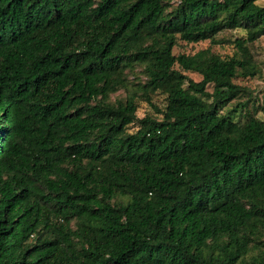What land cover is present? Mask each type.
I'll use <instances>...</instances> for the list:
<instances>
[{
	"label": "trees",
	"instance_id": "16d2710c",
	"mask_svg": "<svg viewBox=\"0 0 264 264\" xmlns=\"http://www.w3.org/2000/svg\"><path fill=\"white\" fill-rule=\"evenodd\" d=\"M262 38L259 0H0V264H264Z\"/></svg>",
	"mask_w": 264,
	"mask_h": 264
},
{
	"label": "rangeland",
	"instance_id": "374dc122",
	"mask_svg": "<svg viewBox=\"0 0 264 264\" xmlns=\"http://www.w3.org/2000/svg\"><path fill=\"white\" fill-rule=\"evenodd\" d=\"M260 4H264V0H259ZM233 33L229 32L226 36L229 39H233ZM185 43H181V46L177 47L174 49V53H181L184 51L185 53H195L199 49H204L209 46L208 41L206 42H200L196 45H187L185 46ZM213 50L221 55H230L233 52V47L230 44H226L223 46L220 45H215L212 47ZM258 67L260 69V73L252 78V79H239L237 82L245 87H247L251 92H252V99H255V104L261 103L262 98L264 97V38L260 40V54H259V62H258ZM190 77L195 80L199 81V77L196 74H189ZM207 91L212 92L213 91V86L208 85L207 86ZM153 101L161 108L164 106V99L162 96H156L153 98ZM249 110H252L249 108ZM153 110L150 108V106L146 104H141V107L139 109V116H143L146 113H152Z\"/></svg>",
	"mask_w": 264,
	"mask_h": 264
}]
</instances>
